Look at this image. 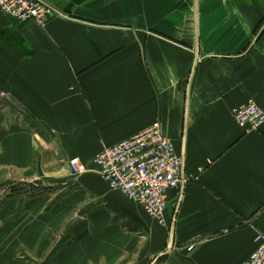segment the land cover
Masks as SVG:
<instances>
[{
	"label": "crops",
	"instance_id": "1",
	"mask_svg": "<svg viewBox=\"0 0 264 264\" xmlns=\"http://www.w3.org/2000/svg\"><path fill=\"white\" fill-rule=\"evenodd\" d=\"M44 1L45 27L0 10V94L20 111L2 159L65 193L26 215L63 230L50 244L42 225L30 264H241L264 236V123L245 132L232 110L264 111V0ZM155 120L189 179L164 225L92 161ZM72 157L88 171L66 182Z\"/></svg>",
	"mask_w": 264,
	"mask_h": 264
},
{
	"label": "built area",
	"instance_id": "2",
	"mask_svg": "<svg viewBox=\"0 0 264 264\" xmlns=\"http://www.w3.org/2000/svg\"><path fill=\"white\" fill-rule=\"evenodd\" d=\"M0 10L19 22L32 20L41 27L46 26L49 16L57 14L44 0H0ZM232 115L245 132L256 131L264 123V111L252 101L234 108ZM92 161L94 170L111 190L136 202L160 225L165 222L169 193L174 192L176 210L189 180L184 173V157L163 133L159 120L122 141L103 146ZM67 163L72 176L88 171L78 157ZM171 219L175 220V211ZM254 242V249L241 264H264V236L256 233Z\"/></svg>",
	"mask_w": 264,
	"mask_h": 264
},
{
	"label": "rangeland",
	"instance_id": "3",
	"mask_svg": "<svg viewBox=\"0 0 264 264\" xmlns=\"http://www.w3.org/2000/svg\"><path fill=\"white\" fill-rule=\"evenodd\" d=\"M10 104V101L5 99L1 93L0 127H7L9 119L17 113L20 114V111H15V107L12 109ZM2 145V142H0V250H2L0 264H9L10 261L14 262L16 260L18 264H30L32 260L25 252L26 246L35 240L36 235L40 238L42 225H44L43 234L50 237L52 241L50 244L56 240H58V244L60 243L59 237H61L60 234L63 233V230L57 221L50 223L49 227L47 226L49 224L47 220L52 221L53 217L57 215L55 212L54 215L45 214L46 216L43 219H37L36 222L34 220L27 221L26 215L32 212V214L46 213L54 204L53 201L63 198L65 193L60 196L64 191L62 190L55 196V193L59 190L55 189L56 186L46 184L50 182L47 179L38 178V187L33 184L37 181L30 180L29 174L22 173L15 176L14 169L2 159ZM50 168H52V165H50ZM79 177L68 173L64 176L67 179L66 182L78 180ZM39 181H44L45 184L42 186ZM33 264H37L35 260Z\"/></svg>",
	"mask_w": 264,
	"mask_h": 264
}]
</instances>
